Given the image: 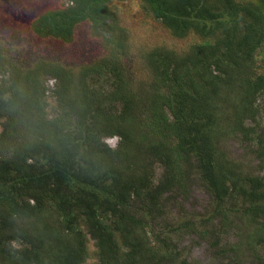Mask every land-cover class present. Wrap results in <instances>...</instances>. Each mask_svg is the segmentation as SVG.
I'll return each mask as SVG.
<instances>
[{"label":"trees","instance_id":"trees-1","mask_svg":"<svg viewBox=\"0 0 264 264\" xmlns=\"http://www.w3.org/2000/svg\"><path fill=\"white\" fill-rule=\"evenodd\" d=\"M112 1L123 0H70L29 27L37 38L70 43L87 22L126 57ZM255 1L140 0L174 39L200 40L189 53L140 51L153 74L147 92L129 88L127 64L115 57L73 75L54 60L16 65L0 39V264H84L89 241L95 264L174 262L166 235L146 232L161 217L164 192L185 198L195 186L213 201L208 221L219 220L217 234L245 225L239 244L264 264V0ZM217 103L223 128L215 124ZM57 105L55 116L46 114ZM15 125L27 141L13 136ZM234 136L247 151L240 159L227 145Z\"/></svg>","mask_w":264,"mask_h":264},{"label":"rangeland","instance_id":"rangeland-1","mask_svg":"<svg viewBox=\"0 0 264 264\" xmlns=\"http://www.w3.org/2000/svg\"><path fill=\"white\" fill-rule=\"evenodd\" d=\"M241 3L253 2L255 0H237ZM70 0H0V39L5 40L9 46H4L10 49L8 53H1L6 56L12 63L25 67L28 63H34L37 58H41L46 62L57 61L66 69H70L73 75H76L80 65H92L97 63V59L110 60L115 57L120 59L123 66L125 63L129 69L130 78L129 88L133 92H139L140 87L146 90V84L149 83L153 74L147 73L139 52H147L154 47L163 50H172L176 53H189V47L198 43L200 40L197 36L189 34L182 39H174L169 31H167L160 23L156 22L149 13H147L140 2V0H123L112 1L109 7L115 13L117 27H121L125 34L124 46L128 52V56H122L125 53L124 49H118L114 44L105 41L102 36L97 35L91 25L87 22H82L75 27L74 37L70 43H62L59 40L45 38H37L30 29V23L33 19L43 14L46 11L58 10L66 6ZM256 2V1H255ZM243 18V17H242ZM241 18V20H242ZM240 24L239 21H237ZM243 25V20L241 21ZM240 29L238 25H235ZM106 29V28H105ZM107 30V29H106ZM109 35V34H108ZM11 46V47H10ZM3 48V47H2ZM263 57V58H261ZM263 64L259 68L264 69V52L261 55ZM124 62H123V61ZM256 74V71H255ZM237 84L244 87L238 80ZM238 102L245 101V96L236 97ZM223 99V98H220ZM233 100V99H232ZM222 102V100H220ZM232 103H235L234 100ZM261 103V102H260ZM262 105L264 101L262 100ZM221 104L217 103L215 112L217 124L223 128L221 123L222 114L220 111ZM248 106H243L237 109L235 117L237 121L243 116ZM60 107L57 105L53 109H49L46 113L49 116H55ZM66 119L71 116L67 114ZM262 125L264 126V111L262 115ZM5 125L8 123L4 122ZM214 124V125H215ZM26 126L21 125V127ZM15 125L13 136L19 142L27 141L29 134ZM2 124L0 122V130ZM239 136L229 137L227 141L230 154L235 159H240L247 151L242 148L241 142H238ZM103 142L110 146L117 144V138L105 137ZM139 149L142 147L140 140L136 141ZM257 160H252V165H255ZM132 171V170H131ZM160 169L154 171V175L160 176ZM129 176L130 172H125ZM185 198L180 192L173 189L171 192H164L162 201L161 217L158 218L148 228L146 234L151 236H159L158 234H165L171 244V249L176 254L174 262H164L162 264H178L180 259L185 260L188 264H229V261L234 260L238 264H263L251 252L245 250L242 243L239 244L248 233L247 227L244 225L243 229L232 227L225 233L217 234L219 228V220L217 218L210 219L213 212V201L208 193L200 186L190 188ZM240 224V222L238 223ZM202 231H206L202 234ZM137 233L131 237L137 236ZM150 236V237H151ZM162 236V235H160ZM217 240L216 248L211 246V242ZM117 242V241H116ZM93 241H89L86 245L87 256L84 264H95L94 259L96 253V246ZM19 246V243H16ZM238 248V258L234 254L228 253L227 256H220L216 254V249L222 247ZM262 253V251H260Z\"/></svg>","mask_w":264,"mask_h":264}]
</instances>
